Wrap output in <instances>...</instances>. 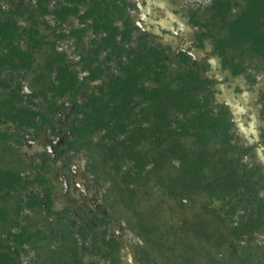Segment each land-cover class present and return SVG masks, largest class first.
<instances>
[{
    "label": "trees",
    "instance_id": "16d2710c",
    "mask_svg": "<svg viewBox=\"0 0 264 264\" xmlns=\"http://www.w3.org/2000/svg\"><path fill=\"white\" fill-rule=\"evenodd\" d=\"M198 1L188 11L198 47L209 42L255 87L264 0ZM132 10L127 0H0V264H86L98 248L122 264L117 223L139 240L141 264H264V177L243 161L202 68L137 39ZM63 99L76 116L57 156L83 154L107 210L84 225L55 209L49 166L22 150L53 130Z\"/></svg>",
    "mask_w": 264,
    "mask_h": 264
},
{
    "label": "crops",
    "instance_id": "0c3cea01",
    "mask_svg": "<svg viewBox=\"0 0 264 264\" xmlns=\"http://www.w3.org/2000/svg\"><path fill=\"white\" fill-rule=\"evenodd\" d=\"M127 2L133 7L131 16L134 26L140 25L138 29L135 27L137 39L148 37L174 59L180 57L181 50L193 54L192 63L202 68V75L211 83L214 105L224 108L230 116L233 135L234 122L239 128L237 143L243 148L253 147V149L249 147L248 150L252 153L248 157L243 155V161L249 165L252 163V168L259 169V174L264 177V132L260 131V127L264 125V108L261 104L264 91L261 86L258 85L259 93H255L254 88L247 85L244 77H232L229 70L223 69L220 57L214 55L209 42L204 49L198 47L197 28L190 23L188 15L189 9H195L196 6L190 4V0H127ZM260 82L264 84V75L259 78ZM82 165L84 167V163L81 162L80 166ZM261 165L263 167H260ZM55 209L58 210V204H55ZM90 259L87 258L89 263L94 261Z\"/></svg>",
    "mask_w": 264,
    "mask_h": 264
},
{
    "label": "flooded vegetation",
    "instance_id": "af4514ba",
    "mask_svg": "<svg viewBox=\"0 0 264 264\" xmlns=\"http://www.w3.org/2000/svg\"><path fill=\"white\" fill-rule=\"evenodd\" d=\"M183 51L184 50H181L180 53L187 56L188 53H184ZM190 59L191 62H193L194 56L190 57ZM258 84L253 87L255 93H259ZM55 106L60 109L55 114V127L53 130L45 128L39 133L38 137H26L23 147H26L29 152L23 151V153L30 161H33L35 165L44 167L46 164L49 166V172H47L46 169L45 174L51 180L53 198L55 204H58V211L69 212L72 218L76 219L79 224L84 225L83 219L85 215L90 217L99 213L100 215L106 216L107 210L101 200V191L94 187L92 176L86 170V159L83 154L77 155L72 161H70L72 153H68L63 157L57 156L68 144L67 139L70 136V128L75 120L76 111L74 104L68 99L58 101ZM4 125L5 123L0 122V128ZM233 127L234 141L236 145L239 146L240 150L243 151V155L248 157V155L252 153V151L248 149H250L249 147L253 149V147L249 146L248 148H243L240 146V144L237 143L239 140V128L235 122ZM260 128V131L264 132V125ZM257 129H259V127H257ZM28 141L30 142L27 144ZM257 147L260 146L257 145ZM46 156L49 157V159H46ZM80 161L84 163V167L83 165L80 166ZM250 165V168H252V163ZM260 167L263 166L261 165ZM37 189L36 186H33L28 193L31 194L32 192H36ZM98 195L101 201H99ZM59 206H61V209H59ZM85 221L94 225L90 218H86ZM122 228V224L117 223L112 225L109 231V236L116 238L121 243L120 258L122 264H129L130 259L133 261V264H141L137 245L134 243L133 237L128 236L126 232L123 233ZM90 239H93V237ZM91 242H93V240H91ZM87 258H91V261L94 260L92 261L94 264H112L109 258L102 255L99 248L93 251L90 250L85 256L86 264L89 263ZM92 262L89 264H93Z\"/></svg>",
    "mask_w": 264,
    "mask_h": 264
},
{
    "label": "rangeland",
    "instance_id": "374dc122",
    "mask_svg": "<svg viewBox=\"0 0 264 264\" xmlns=\"http://www.w3.org/2000/svg\"><path fill=\"white\" fill-rule=\"evenodd\" d=\"M190 4H192L194 7L196 6H198V4H200V2L198 1V0H190ZM205 4H206V2H205ZM70 47V46H69ZM69 47H68V45H66V46H64L63 45V49H65V50H69ZM262 78V77H261ZM30 141H28L27 142V144L29 143ZM22 150L24 151V152H29L28 151V149H26V147H23L22 148ZM83 163V162H82ZM98 199H99V201H101L100 200V196L98 195ZM59 209H61V206H59ZM103 209V208H102ZM105 211V210H104ZM123 225V224H122ZM123 228H122V232L124 233V232H126L127 234H128V236H130V237H133L132 239H133V241H134V243H136V245L139 243V240H137L124 226H122ZM25 264H27V262L25 263Z\"/></svg>",
    "mask_w": 264,
    "mask_h": 264
},
{
    "label": "water",
    "instance_id": "95a60500",
    "mask_svg": "<svg viewBox=\"0 0 264 264\" xmlns=\"http://www.w3.org/2000/svg\"><path fill=\"white\" fill-rule=\"evenodd\" d=\"M136 27H137V26H136ZM138 28H140V25L137 27V29H138ZM183 52L185 53L186 51H183ZM187 53H188V52H187ZM192 55H193V54L190 53V52L187 54L188 57H193ZM258 85H260L261 88H262V90L264 91V84H263L262 82H260ZM122 226H124V225H122ZM129 264H133V261H132L131 259H130V261H129ZM137 264H140V263H137Z\"/></svg>",
    "mask_w": 264,
    "mask_h": 264
}]
</instances>
